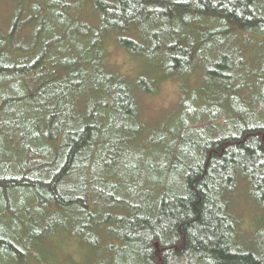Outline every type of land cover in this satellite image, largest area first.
<instances>
[{"label": "trees", "instance_id": "trees-1", "mask_svg": "<svg viewBox=\"0 0 264 264\" xmlns=\"http://www.w3.org/2000/svg\"><path fill=\"white\" fill-rule=\"evenodd\" d=\"M0 2V264H52L56 229L90 264H264V219L245 232L237 210L264 212V64L249 102L234 95L264 0ZM108 41L147 77L108 64ZM194 69L201 88L156 134L140 99Z\"/></svg>", "mask_w": 264, "mask_h": 264}, {"label": "rangeland", "instance_id": "rangeland-1", "mask_svg": "<svg viewBox=\"0 0 264 264\" xmlns=\"http://www.w3.org/2000/svg\"><path fill=\"white\" fill-rule=\"evenodd\" d=\"M11 1V0H10ZM74 1V0H73ZM9 2L8 4H10ZM7 5L0 2V17L4 16L7 18L8 12L11 11L14 5ZM86 18L84 20H93L92 16L85 12ZM111 40V38H109ZM254 44H248L245 47L244 53L249 58L248 64H245L242 72L246 75L247 85L242 86L235 95V109L243 103L249 102L251 98V93L248 90V85L253 83L251 72L257 71L262 68L264 64V47L257 48L253 50ZM106 56L105 60L108 64L116 66L121 73L130 75L134 77L135 73L139 76H145L142 74L148 72L142 69L145 63H150L145 61L143 57L139 55H132L123 49L113 45V41H108L106 43ZM209 56L215 55L214 51H209ZM142 56V55H141ZM156 65V64H155ZM154 65V66H155ZM153 65L149 66L152 67ZM198 69L188 72L186 75L180 77H161L159 78L158 85L151 92V95L142 97L140 101L145 104L146 108L142 112L143 122L149 124L151 122L154 124V129L157 130L156 134L160 133L162 125H166L169 128L177 120L181 121L183 116V110L180 106L179 99L181 95L185 92L187 88H201L200 77H198ZM199 79V82H197ZM198 85V86H197ZM239 84H236L235 88H238ZM198 88V89H199ZM216 90L219 87H214ZM191 91V89H190ZM200 91V89H199ZM189 92V95L190 96ZM221 91H217V99L224 96L218 95ZM192 97V95L190 96ZM220 100V99H219ZM238 214L241 218V227L245 232H252L259 228L258 221L264 219V212L260 210L259 207L251 206L246 200H239L237 203ZM262 221V220H261ZM264 226V221L262 222ZM39 249L42 250L39 256L43 261L52 264H90L91 252L93 251L90 246L82 242L80 239L71 236L70 233L64 232L61 229H56L54 232L46 233L41 237V244ZM91 249V250H90Z\"/></svg>", "mask_w": 264, "mask_h": 264}]
</instances>
